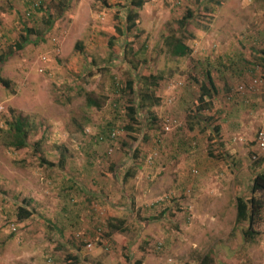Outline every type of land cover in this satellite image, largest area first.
I'll list each match as a JSON object with an SVG mask.
<instances>
[{"label":"rangeland","instance_id":"obj_1","mask_svg":"<svg viewBox=\"0 0 264 264\" xmlns=\"http://www.w3.org/2000/svg\"><path fill=\"white\" fill-rule=\"evenodd\" d=\"M129 2L0 0V264H264V222L250 242L236 222L264 168V0ZM171 34L189 55L170 54ZM149 89L160 100L142 107ZM11 111L34 126L20 149Z\"/></svg>","mask_w":264,"mask_h":264},{"label":"trees","instance_id":"obj_2","mask_svg":"<svg viewBox=\"0 0 264 264\" xmlns=\"http://www.w3.org/2000/svg\"><path fill=\"white\" fill-rule=\"evenodd\" d=\"M146 0H130L129 4L135 6L136 8H141ZM43 6L41 3L38 5L37 9L41 10ZM191 12L189 9H187L186 14L179 20V24L183 28L186 24V21L188 18H190ZM126 19L128 21L127 28L136 27L137 25V13L134 11H128L126 14ZM26 33L23 35H20L19 41L15 42L12 45V48H20L22 47V43L24 44L29 40V34L31 32H34V30L25 27ZM117 36V34H116ZM113 42V41H110ZM132 42V39L129 41ZM166 46L168 47V50L172 56H186L189 55L191 52L190 47L182 40V36H176L174 34L169 35L166 38L165 41ZM7 51H10L8 49ZM260 53L264 56V48L261 49ZM7 52L0 54V62L4 60V58L7 56ZM145 80L150 79L151 84L155 85V82L157 80V77L155 75H151L144 78ZM207 82H203L200 84V94L198 97V105L196 110L198 112L209 109L211 105H213V98L212 94L215 92L216 87L214 85L213 80L211 79V75L207 73L206 76ZM0 83L6 87H10V81L3 76L0 75ZM133 80H127L125 83V87H128L132 90ZM139 99H140V106L150 107L155 104H158L160 98L155 96L154 93L149 89V91H139ZM87 101L91 104H94L95 106H98V102L94 101L93 98L90 96L87 98ZM127 114L131 122H137L136 121V108L134 105H128L127 106ZM11 119L7 122L8 125V135L9 140L7 141L8 146H12L15 149H20L22 147H25L27 144V138L31 135V132L34 128L31 121H29L28 117L15 113L11 111ZM131 124V123H130ZM129 128V127H127ZM133 129L131 126L130 130ZM212 138H216L219 136L221 126L216 124L212 126ZM213 135V136H212ZM101 137H98V139H101ZM222 154V153H221ZM209 156H213L214 154L209 148L208 151ZM220 157L221 155L218 154ZM261 162V161H260ZM128 175V173H125V175ZM130 175V174H129ZM250 192L251 195L248 198L242 197V196H236V222L237 223H246V228L243 229V237L244 240L247 242L254 241L255 237L261 233V230L258 229V226L260 223L264 222V196L261 194L264 193V168L256 173L255 177L251 181L250 185ZM31 215V212L27 210L24 207H18L17 210V216L22 219L26 218ZM108 226L112 230L119 229L117 225L108 222ZM208 256L203 257V264L207 263Z\"/></svg>","mask_w":264,"mask_h":264},{"label":"built area","instance_id":"obj_3","mask_svg":"<svg viewBox=\"0 0 264 264\" xmlns=\"http://www.w3.org/2000/svg\"><path fill=\"white\" fill-rule=\"evenodd\" d=\"M256 146L259 150H264V114L262 116L260 129L257 131L256 135ZM256 156L253 155V159H255Z\"/></svg>","mask_w":264,"mask_h":264}]
</instances>
